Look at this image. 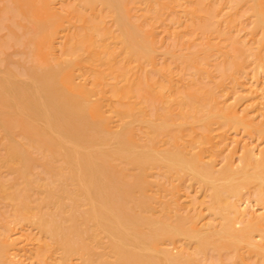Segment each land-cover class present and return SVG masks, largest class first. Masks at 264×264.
Returning a JSON list of instances; mask_svg holds the SVG:
<instances>
[{"label":"bare ground","instance_id":"6f19581e","mask_svg":"<svg viewBox=\"0 0 264 264\" xmlns=\"http://www.w3.org/2000/svg\"><path fill=\"white\" fill-rule=\"evenodd\" d=\"M216 1L4 0L0 3V54L2 58L5 56L0 58V264H22L23 258L16 260L17 255L23 252L26 255L35 241L37 248L33 247L32 251L39 264H211L215 260L226 264L228 256L236 259L227 262L237 264L241 260L245 262L247 253L256 254V263L264 264V243L258 236L264 235V213H261L263 217L260 214L254 217L255 213L251 212L256 208L251 205L252 211L247 212L248 205L241 200L244 189H249L257 197L254 199L262 202L257 201V206L264 205V148L259 154L261 150L255 148L256 144L246 142L247 146L241 148L246 155L243 157L241 150L242 159L239 158L238 164L234 157L231 160L226 157L229 161L222 165V159V166L218 167L217 157L204 158L215 152L216 144L220 147V143L226 142L222 141L226 139L225 134L233 129L234 133L243 129L245 134L253 136L258 130L257 135L264 139V122L261 123L264 119L257 123L256 115L248 109L249 104L247 109L237 108L249 92L245 95L233 90L234 100L219 99L220 94L229 98L227 93L232 85H228V90L224 83L228 84L229 78L240 82L239 70L247 68V64L255 60L253 64L264 67V0H226V3L221 0L230 5L225 11L229 14L223 12L227 9L219 5L220 0ZM243 10L248 14L241 12L243 17L239 19L245 15L250 19L253 15L250 19L253 25L249 20L251 30L249 25L245 27L250 35L238 39L227 26L233 28L237 24L232 23H244L238 19L242 15L238 12ZM224 13L226 17L219 19L217 15L223 14L219 15L223 18ZM171 17L178 19L174 20L176 24L191 22L193 28L184 23L192 31L184 25L182 29L186 31L182 32L184 23H179L180 28L178 25L173 28ZM157 24L165 25L166 29L170 26L169 31L180 34L174 36L176 41L181 37L183 40L178 41L181 43L189 37L194 40H190L193 44L197 39L196 45L192 47L188 40L182 46L177 43L178 50H173L176 48L173 42L174 47L167 45L168 50H164L166 29L163 26L160 29ZM196 29L202 33L201 37L207 38L205 41L194 38L198 35L193 32ZM256 30H262L261 44ZM212 33L219 35H216L218 38L224 35L229 45L222 42L223 38L215 43L219 39H212L209 36ZM228 33L230 40L225 36ZM253 33L258 38L255 44ZM246 35L250 39L247 36L246 40ZM248 39L253 47L251 43L247 45ZM157 43L163 49L158 50L162 58L158 56ZM14 47H18L16 53L9 51ZM213 51L226 59L221 56L224 61L220 72L215 69L217 65L208 67L212 55L217 54ZM14 54H19L20 60ZM248 55L253 56L252 62L247 59ZM11 57L17 60L16 67ZM170 58L179 60L186 70L195 69V75L208 72L209 77L204 74V81L208 77L215 84L211 87L207 80V84L202 81L200 86L201 75L187 73L190 69L177 70L178 62L166 63L172 61ZM214 69L221 73L219 77ZM181 70L185 79L186 74L188 79L194 75V83L186 79L189 87L177 72ZM213 70L216 79L210 75L214 74ZM179 80L186 82L181 86L187 89L178 87ZM213 85L220 88L219 92L224 89L223 92L218 94ZM262 90L252 92L255 97L252 100L258 104L254 110H262H259V104L264 103ZM208 145L213 150L209 149V153ZM240 145L237 146L240 148ZM228 146L229 150L233 147ZM237 146L236 153L240 151L236 150ZM184 176L191 183H198L202 190L206 189L209 202L204 209L205 213L212 214V219H206L208 213L204 216L201 208V212L198 209L197 213L192 214L193 211L185 216L182 208H176L178 203H184L179 190ZM175 194L180 198L178 202ZM174 201L177 204L173 208ZM24 224L37 229L36 235H39L28 229L30 234L19 236L17 233L24 231L18 229L16 233L14 229ZM254 231L260 233L255 232L261 240L257 241ZM180 239L194 244L193 250L186 246L179 248ZM241 242L247 248H243L247 250L245 253L241 251ZM172 245H177L179 250L174 251ZM227 248L232 252L226 258L222 252ZM210 253L217 257L210 259ZM75 257L78 263L73 262Z\"/></svg>","mask_w":264,"mask_h":264},{"label":"rangeland","instance_id":"374dc122","mask_svg":"<svg viewBox=\"0 0 264 264\" xmlns=\"http://www.w3.org/2000/svg\"><path fill=\"white\" fill-rule=\"evenodd\" d=\"M3 1H4V0H3ZM3 1L1 0L0 3L2 4ZM6 1H7V0H6ZM213 1H214V0H213ZM215 1H216V0H215ZM233 1H235V0H233ZM217 2H218V1H216V2H214V3H217ZM223 2L226 3V0H224ZM228 2H229V1H228ZM230 2H231V0H230ZM219 3H220V4H219L220 6L224 5L223 7L227 9V10H224L223 12L228 11V6L230 7V5L227 4V6H226L225 4L222 3L221 0H220ZM221 3H222V4H221ZM1 4H0V5H1ZM229 4H231V3H229ZM216 5H217V4H216ZM214 7H215V6H214ZM240 7H241V6H240ZM215 8H216V7H215ZM217 8H219V9L221 10L222 7H217ZM241 8H243V6H242ZM241 8H239V9H241ZM245 8H246V7H244V9H245ZM239 9H238V10H239ZM222 10H223V9H222ZM230 10H231V8H230ZM238 10H237V11H238ZM241 10H242V9H241ZM246 10H248V9H246ZM243 11H244V10H243ZM243 11H240V12H238V13H240V14H242V13H243V14H248V11H246L247 13H246L245 11H244V12H243ZM134 12H135V11H134ZM169 12H171V11H169ZM218 12H220V11H218ZM231 12H235V11H231ZM241 12H242V13H241ZM249 12H250V11H249ZM166 13H167V15L169 14L168 16H171V14H172V13H168L167 11H166ZM166 13H165V14H166ZM180 13H181V15H182V12H181V11H179V14H180ZM184 13H185V12H184ZM225 13H227V12H225ZM225 13H224L225 16H223V18H221L223 14H222V15L219 14V15H221V17H220L219 15H217L218 18H219V19H224V17H226V15L229 14V13H227V14H225ZM175 14H176V13H175ZM235 14H237V12H235ZM243 14H242V15L237 14V15H235V16H238V15H239V16H238V19H239V17H241V16L243 17ZM249 14H250V13H249ZM167 15H164V16H165V17H168ZM181 15H180V16H181ZM204 15H205V14H204ZM251 15H252V14H251ZM251 15H248L249 18H250ZM183 16H186V14H185V15L183 14ZM245 16L247 17V15H245ZM252 16H253V15H252ZM252 16H251V18H250L251 20H252V18H254V17H252ZM165 17H164V18H165ZM175 17H176V16H175ZM178 17H179V16H178V14H177V18H178ZM181 17H182V16H181ZM181 17H180V18H181ZM186 17H187V16H186ZM186 17H185V18H186ZM201 17H202V16H201ZM205 17H207V16H205ZM246 17H244V19H243V18H242V19H241V18L239 19L240 21H241V20L244 21V23L241 21V24L238 23V22H235V20L237 19V18L235 17V18H234L235 20H233V22H235V23H232V24H233V25H234V24H237L236 27L231 28L230 26H229V27L227 26L228 29H229V28L231 29V30H229V32L231 31L230 33H231L233 36H234V35H235V36H238V37H239L238 39H240V38H242V37H243V39H244V35H245V34L251 33V32H248V28H249V26H250L249 29L251 30V25H249V23L251 22V20L248 19V18H246ZM168 18H169V17H168ZM171 18H172V17H171ZM183 18H184V17H183ZM185 18H184L183 20H187V19H185ZM187 18H188V17H187ZM202 18H204V17H202ZM245 18H246V19H245ZM165 19H166V18H165ZM175 19H176V18H175ZM175 19H174V17L172 18V21H173V23L175 24L174 26L172 25L173 28L176 27V25L179 26V23H180V22L178 21L179 23L177 22L178 24H176V21H177L178 19H176V21L174 22ZM188 19H189V18H188ZM170 20H171V19H170ZM170 20H169V25H170ZM239 20H236V21H239ZM249 20H250V22H249ZM165 21H166V20H165ZM172 21H171V24H172ZM189 21H190V19H189ZM189 21H188V22H189ZM253 21H254V19H253ZM166 22H168V19H167ZM166 22H165V23H166ZM184 22L187 23V21H183V23H184ZM183 23H182V24H183ZM185 23H184L183 25L180 23V25H182V26H181V29H180L182 32H183L184 30L186 31V29H184V28L182 29V27H184ZM251 23H252V25H253V22H251ZM161 24H162V23H161ZM161 24H160V26L157 24V25L159 26V28H160L161 26H163V27H165V29H166V26L168 25V23L166 24V26H165V25H161ZM163 24H164V22H163ZM187 24H188V23H187ZM187 24H186V25H187ZM189 24H190V26L193 28V26L191 25V22H190ZM189 24H188V27H189ZM230 24H231V22H230ZM230 24H229V25H230ZM246 24H247V27H248L247 29H246V27H245ZM186 25H185V27H186L188 30H190V29H189L190 27L188 28ZM223 25H225V24H222L221 26H223ZM233 25H232V26H233ZM248 25H249V26H248ZM178 26H177V29L175 28L176 31H178ZM147 27H148V25H147ZM163 27L160 28V29L163 30V29H164ZM168 27H169V29H170V26H168ZM168 27H167V28H168ZM172 27H171V28H172ZM224 27H225V26H224ZM179 28H180V26H179ZM225 28H226V27H225ZM225 28H224V31L226 30ZM160 29H157V30H160ZM169 29H166V30H165V33H166V34H165V33L163 34L164 37L161 35V33H163V32H160V33H159V35H160L161 37L165 38V39H164L165 41H163V42H164V44H166V46L163 47V46L161 45V47L165 48L164 50H168V49L166 48L167 45H169L168 47H170L171 44L173 45V42H176V43H175V44H176V46H175L176 48H172V47H174V46H172V45H171V48H172L173 50H178L177 47H179V45H181V43H182V45H183V42L185 43V41L187 42L188 40H189L188 42L190 43V40H191V39H189V37H187L188 35L191 37V35L194 34L193 32H196L198 35H195V37L193 36V37L196 39V36H197V38H200V37H201L200 35L202 34V33L199 34L200 30H199V32H197V31H198L197 29H196V31H193V32H191V33L189 32L191 35H190V34H187L188 32H187L186 34L184 33V34L186 35V37H187L188 40L181 41V43H180V42H178V41L183 40V39H181V37H180V40L178 39V41H176V39H175L176 36H180V34H175L176 32L173 31V29H172V31L175 32V33L169 31ZM162 30H161V31H162ZM167 30H168V31H167ZM180 30H179V31H180ZM188 30H187V31H188ZM193 30H194V29H193ZM4 31H5V30H4ZM190 31H192V30H190ZM226 31H227V30H226ZM256 31H258V30H256ZM156 32H157V31H156ZM158 32H159V31H158ZM158 32H157V34H156L157 36H158ZM227 32H228V31H227ZM253 32L255 33V31H253ZM258 32H259V33H257V34H258V38H259V39L256 38V37H254V36H255L254 33L251 34V35H253V37L251 36L253 39H252V38H251V39L254 40V44H255V40H256V42H257V39H258V41L260 42V40L263 39V38L260 39V37H259V34H260V33H261L260 36H261V37L263 36V34H262V30H261V31H258ZM178 33H179V32H178ZM230 33H228V34H230ZM184 34H183V35L181 34V35H182V36H185ZM228 34L225 35V36H228V37H229ZM231 34H230V37H229V38L226 37V39L230 40V38H231ZM257 34H256V35H257ZM175 35H176V36H175ZM211 35H212V36H211ZM211 35H209V36H210L212 39H215L217 36H219V35H217V34L214 35V33H212ZM216 35H217V36H216ZM248 35H250V34H248ZM248 35H246V38H245L246 40H247V36H248ZM165 36H166V37H165ZM174 36H175V38H174ZM193 37H192V38H193ZM223 37H224V35H222V36L219 37V38H223ZM159 38H160V37H159ZM159 38H158V39H159ZM182 38H183V37H182ZM203 38H204V37H201L200 39H203ZM211 38H210V39H211ZM217 38H218V37H217ZM219 38H218V39H219ZM233 38H234V37H233ZM248 38L250 39V36H248ZM161 39H162V38H160V39L158 40V42L161 41V42H159V44L162 43V40H161ZM206 39H207V38H206ZM206 39L204 38L203 41H205ZM231 39H232V38H231ZM243 39H241V40H243ZM249 39H248V43H247V42H246V43H247V45H248V44L250 45V43H251L250 46H252V41H250ZM198 40H199V39H198ZM221 40H222V42L225 41L224 38L221 39ZM236 40H237V38H236ZM241 40H239V41H241ZM169 41H172V42L170 43ZM200 41H202V40H200ZM200 41H199V42H200ZM219 41H220V39H219L218 41H216V39H215V43H218ZM167 42H168L169 44H168ZM191 42H194V40H193V41L191 40ZM199 42H198V43H199ZM220 42H221V41H220ZM225 42L228 43V45H229V42H227V40H226ZM241 42H242V41H241ZM259 42H258V44H259ZM177 43H178V44L180 43V44L178 45ZM189 43H187V44L189 45ZM195 43H197V39H196V42H195ZM195 43H194V44H193V43H190V44H192V47H193L194 45H196ZM226 43H224V44H226ZM243 43H244V42H243ZM246 43H245V44H246ZM263 43H264V39H263V42H262V45L264 46ZM157 44H158V43H157ZM159 44H158V45H159ZM164 44H163V45H164ZM199 44H200V43H199ZM256 44H257V43H256ZM260 44H261V42H260ZM177 45H178V46H177ZM182 45H181V46H182ZM226 45H227V44H226ZM239 45H241V47H243V49L246 48V46H245V47L242 46V45H244V44H241L240 42H239ZM181 46H180V48H181ZM250 46H249V47H250ZM254 46H255V45H254ZM158 47H159V48H158ZM158 47H157V51H158V50L163 51V49L160 48V45H159ZM186 47H187V46H186ZM252 47H253V46H252ZM8 48H10V47H8ZM14 48H15V49H14ZM14 48H12V49L9 50V51H11V52L13 53V52H15V51L18 50V49H17L18 47H17V48L14 47ZM180 48H179V52H180ZM254 48H255V47H254ZM254 48H253V49H254ZM169 49H170V48H169ZM246 49H247V48H246ZM246 49H245V50H246ZM185 50H187V48H186V49L184 48V51H185ZM255 50H256V49H255ZM158 52H159V51H158ZM158 52H157V54H158ZM176 52H178V51H176ZM216 52H217V51H216ZM216 52H215V53H216ZM246 52H247V51H246ZM15 53H16V52H15ZM162 53H164V55H165V51L162 52ZM212 53L215 54L214 51H213ZM247 54H248V53H247ZM159 55H160V56H159ZM210 55H211V53H210ZM217 55H218V52H217L216 56H213V55H212L213 58L210 59V61H212V63L210 62V64H209L208 67H210V66H212V65H213V66L217 65V66H218V67H217L218 69H217V68H215V69H216V70H219V72H220V68H219V67H221V63H223L222 60L225 59V58L223 57L222 54H221V55L219 54L220 56L218 55V57H217ZM14 56H16V55L14 54ZM14 56H12V57L15 58V59H16V57H18L17 59L20 60V58H19V57H20L19 54H18L16 57H14ZM158 56H159V57H161V56L163 57V55L160 54V52H159ZM166 56L168 57L169 55H166ZM221 56L223 57V59H222ZM246 56H247V55H246ZM249 56H250V55H248V58H247V59H248L249 61L252 62V61L254 60V59L252 60V57H253V56H252V57L250 56V57H251V60L249 59ZM4 57H5V56H3V58H2V56H1V54H0V58H1V59H5ZM12 57H11L10 59H13ZM21 57H22V56H21ZM162 57H161V58H162ZM156 58H157V56H156ZM208 58H210V57H208ZM15 59H13L14 63H12V64H15V63L17 64V60H15ZM158 59H159V58H157V60H158ZM164 59H165V57L163 58V60H164ZM167 59H168V58H167ZM167 59H166V60H167ZM170 59L172 60V58H170ZM227 59H228V58H227ZM166 60H165V61H166ZM206 60H207L206 62L209 63V62H208L209 60H208V59H206ZM248 60H246V61L248 62ZM160 61H161V60H160ZM175 61H176V60H175ZM175 61L172 60V61H169V62H166V63L169 64V63L171 62V63H174V64H172V65H176V64H175ZM178 61H179V60H177L176 63H177ZM223 61H224V60H223ZM225 61H226V59H225ZM1 62H3V61H1ZM4 62H5V61H4ZM157 62H159V60H158ZM163 62H164V61H163ZM254 62H255V60H254ZM254 62H253V63H254ZM160 63L163 64L162 62H160ZM160 63H159V64H160ZM253 63H250L249 65L246 63V64H247V65H246L247 68H243V69H246V70H243V69H241L242 71L239 70V73H238V74H239V77H240V78H239V77H238V78H239V81H240V82L237 81L238 79L233 80V79H230V78H229V80H227V83H228V84L225 85L226 82L224 83V86H226L225 89L228 88V90H229L228 85H232V86L235 88V89H234V88H232V86H231V88H230L231 90L228 92V93H230V92H231V93H230V94L227 93V95H229V96H227V97H229V98H225V97H226V94H224L225 97H223V94H220V92H221V93L223 92V90H224L223 88H222L223 90H221V91L219 92L220 88H217V86L213 85V87L215 86V87L217 88V89H216V90H217L216 92H219L218 94L222 95V96H220V97H222V98L219 97V99H221V100L223 99V101H224V99H227L226 101H229V99H231V101H232V99H233V96H232V95H233V92L236 93V91H239V93H244L245 95H246V94H249V93L252 94L253 91L255 92V91H257L258 89H259V91H260V92L258 91V93H261V92L263 91L262 89H264V85H261V84H263V83H262V80L264 81V67H263V68H260L259 66L257 67V66H256L255 64H253ZM255 63H256V62H255ZM16 64L14 65V67H16ZM177 64H179V67H178V65H177V67H178L177 70H179V68H182L181 62H178ZM211 64H212V65H211ZM1 65H2V63H1ZM172 65H171V66H172ZM180 65H181V66H180ZM207 65H208V64H207ZM207 65H205V66L207 67ZM219 65H220V66H219ZM145 66H146V64H145ZM147 66H148V65H147ZM147 66H146V67H147ZM149 66H150V68H151V65H149ZM149 66H148V68H149ZM156 66L159 67V65H156ZM160 66H161V65H160ZM171 66H170V67H171ZM146 67H145V68H146ZM183 67H184V65H183ZM185 67H186V66H185ZM201 67H202V66H200V68H201ZM206 67H205V68H206ZM215 67H216V66H215ZM174 68H175V69H174V71H175V70H176V67H174ZM200 68H199V69H200ZM211 68H212V67H211ZM17 69H18V67H17ZM182 69H183V71H184V70L187 71V70L190 69L191 72H187V73H189V74H191V73L193 74V72L195 71V69H193L192 67H189L187 70H186L185 68H182ZM192 69H193V71H192ZM212 69H213V68H212ZM215 69H214V70H215ZM147 70H148V69H147ZM172 70H173V69H172ZM200 70L202 71V69H200ZM209 70H210V68H209ZM214 70H213V71H214ZM216 70H215V71H216ZM174 71H172V72H174ZM197 71H198V70H197ZM211 71H212V70H211ZM211 71H209V73H210ZM215 71L213 72L214 74L210 73V75H212V77H213V75H214V77H215V75L218 74V76H216V77H219V75H220L221 73L219 74V73L216 71L217 74H215V73H216ZM151 72H152V71H151ZM177 72L181 74L182 70H181L180 72H179V71H177ZM177 72H176V74H178ZM198 72H199V71H198ZM200 73H201V72H200ZM200 73H196V74H197V75L199 74V76H200V75L202 76V73H201V74H200ZM203 73H204L206 76H207V74H208V72H205V71H203ZM206 73H207V74H206ZM236 73H237V72H236ZM258 73H259V74H258ZM153 74H154V73H153ZM180 74H179V75H180ZM182 74H185V73L182 72ZM182 74H181V75H182ZM204 74H203V76H202V79L200 78L201 81L199 80V82H201V83H199L200 86L202 85V83L205 82V84H207V82L210 81V78L208 79L209 74H208V77H205V81H204V78H203V77L205 76ZM155 75H156V74H155ZM179 75H178V77H180ZM194 75H195V72H194ZM194 75H192V79L194 78ZM197 75H195V76H197ZM158 76H159V75H158ZM182 76H183V75H182ZM182 76H181V77H182ZM188 76H189V75L186 74V77H187L186 79L189 78ZM201 76H200V77H201ZM235 76L237 77L238 75H234L233 77H235ZM258 76H259V78H258ZM23 77H25V76H23ZM181 77H180V78H181ZM183 77H184V79H185V76H183ZM190 77H191V76H190ZM210 77H211V76H210ZM212 77H211V78H212ZM216 77H215V79H216ZM233 77L231 76V78H233ZM236 77H235V78H236ZM176 78H177V77H176ZM195 78L198 80L197 77H195ZM262 78H263V79H262ZM177 79H178V78H177ZM184 79H182V80H183V81H186V79H185V80H184ZM192 79L190 78V79H188V80H190L192 83H194V82L192 81ZM217 79H218V81H219V78H217ZM257 79H258L259 81H260V80H261V81L259 82ZM194 80H195V79H194ZM197 80H196V81H197ZM207 80H208V81H207ZM213 80H214V79H213ZM213 80L211 79V81H213ZM220 80H221V77H220ZM223 80H224V79H223ZM232 80H233V82H232ZM256 80H257V82H256ZM183 81H180V80H179L178 83H180V84H179L178 87H181V89H183V88L187 89V86H185V87H184V86H183V87L181 86L182 84L184 85V83L187 82V81H186V82H183ZM202 81H204V82H202ZM206 81H207V82H206ZM211 81H210V82H211ZM225 81H226V79H225ZM234 81H235V82H238V83L234 84V83H235ZM181 82H182V83H181ZM210 82H209V83H210ZM213 82H214V81H213ZM213 82H211V84H210L211 87H212V84H215V83H213ZM216 82H217V81H216ZM219 82H220V81H219ZM219 82H217V83H219ZM253 82H254V84H253ZM188 83H189V81L187 82V85H188ZM195 83H196V82H195ZM259 83H260V84H259ZM196 84H197V83H196ZM233 84H234V85H233ZM251 84H252V85H251ZM189 85H190V84H189ZM189 85H188V87H189ZM241 85H242V86H241ZM258 85H259V86H258ZM260 85H261V87H260ZM224 86H222V87H224ZM250 86H251L252 88H251ZM257 86H258L259 88H258ZM203 87H209V84H208L207 86L203 84ZM215 87H214V88H215ZM255 87H256V88H255ZM236 88H237L238 90H237ZM254 88H255V89L258 88V89L255 90ZM242 89H243V90H242ZM260 89H261L262 91H261ZM214 90H215V89H214ZM233 90H234V91H233ZM232 91H233V92H232ZM226 92H227V91L225 90V93H226ZM245 92H246V93H245ZM248 92H249V93H248ZM254 92H253V93H254ZM237 93H238V92H237ZM250 94H249V95H246L248 99L245 98L246 100H244V101H246L245 103H247V104H245L244 101H243L241 104H238L237 108L239 109V107H240L239 110L241 111V109H242V110L247 109V108H248L247 105L249 104V108H248V109H249V110L251 109V111H250L251 114L254 113V114L256 115V116H255V117H256V122H257V123H260V122L264 119V111H263V110H264V106H263L264 103H263V105L259 104V106H260L259 110L262 109L261 111L254 110V109H255L254 106H257V107H258V104H257V102H255V100H252V99H255V97L253 96L255 93L252 94V95H250ZM231 96H232V98H230ZM251 97H253V98H251ZM233 100H234V99H233ZM231 101H230V102H231ZM248 101H249V102H248ZM253 101H254V102H253ZM230 102H229V103H230ZM252 102H253L254 104H252ZM255 103H256V104H255ZM251 104H252V105H251ZM241 106H242V107H241ZM243 106H244V107H243ZM252 106H253V108H252ZM253 111H254V112H253ZM255 111H257V112H255ZM258 112L261 113V114H258ZM256 113H257V114H256ZM261 115H262V117H261ZM258 118H259V119H258ZM259 121H260V122H259ZM263 122H264V121H262L261 123H263ZM216 126H217V125H216ZM216 126L214 125V127H216ZM219 130H221V129H219ZM240 130H241V129H239V131H236L235 133H234V131H235L234 129H233V131H231V130L228 131V132H229L228 135H227V133L225 134V138H226L225 140H224V139L222 140L221 137H220V141L222 140V141H226V142L223 143V142L221 141L222 143H220V144H221L220 147L216 144V145H215V148H216V146L219 147V149H218V147L216 148L217 151L215 150L214 146L212 145L213 148H214L213 150L215 151L214 153H213V152H212V153L210 152V151H213V150H211L212 148L210 149V147H209L210 144H209V145H208V148H207V149L205 148V149H206V151H208V150L210 149V151H208V153L210 152V154H206L207 152L204 151L205 154H206V155H204V158L207 157V159L211 160L210 157H212V159H213V157H214V158L217 157V158H216V159H217V162H216L215 159H214V160H215V163L218 164L217 166L220 167V165L222 164V161H223V160H224V164H222V165H225L229 160H231V157H234L233 160H236V161H237V162L235 161V163H237V164H238V162L240 163L241 160H239V158L242 157V156H241V153H242V152L244 153V154H243V155H244L243 157H245V155H246V152L243 151V150L241 149V148H243V149L245 148V144H246V142H248V144L250 143L249 145H255V144H256L257 147L255 146V148H257L258 151H260L261 149L263 150V148H264V139H263V137H261L259 134L257 135V133H258L257 131H258V130L255 131V130L253 129V131H255L254 133H256V134H254V136L251 135L250 133L245 134L246 132H245V131H242L243 129H242L241 131H240ZM214 131H215V130H214ZM222 132H224V131H222ZM222 132H219V134L222 133ZM238 132H239V133H238ZM241 132H242V133H241ZM244 132H245V133H244ZM216 133H217V131H216ZM216 133H213V134H215V135H216L215 137H217V139H219V138H218L219 136H217L218 134H216ZM235 134H238V135L236 136ZM252 134H253V132H252ZM233 135H234V138H233ZM248 135H249V136H248ZM235 136H236V137H235ZM250 136H251V137H250ZM0 137H1V134H0ZM231 137H232V138H231ZM240 137H242V138H240ZM230 138H231L232 140H229ZM236 138H237V139H236ZM239 138H240L241 140H239ZM258 138H259V139H258ZM217 139H216V141H217ZM227 139H228V140H227ZM246 139H247V140H246ZM249 139H251V140H249ZM261 139H262V140H261ZM237 140H239V141H237ZM255 141H256V142H255ZM229 142H230V143H229ZM231 142H232L233 145L231 144ZM234 142L237 143V144L234 145V144H235ZM239 142H240V144H243V145L238 144ZM253 142H254V143H253ZM214 143H215V142H214ZM216 143H219V141L216 142ZM227 143H228L231 147L233 146L234 149H233V147L231 148L230 146H228ZM224 145H226V146H224ZM237 145H240V148H239V146H237ZM212 146H211V147H212ZM227 146H228L229 148H231V149L229 150V149L227 148ZM235 146H237V147L239 148V149H236L237 151L240 150L238 153H236V151H235ZM241 146H242V147H241ZM243 146H244V147H243ZM246 146H247V144H246ZM206 147H207V146H206ZM237 147H236V148H237ZM253 148H254V146H253ZM193 150H196V149H193ZM218 150H219V151H218ZM228 150H229V151H228ZM232 150H234L235 152H231ZM241 150H242V152H241ZM255 150H256V149H255ZM262 150L259 152V154H260L261 152L264 151V150H263V151H262ZM225 151H226V152H225ZM258 151H256V152L258 153ZM224 152H225V154H224ZM217 153H219V155H218ZM222 153H223V154H222ZM228 154H229V155H232V156L229 157ZM237 154H238V155H237ZM239 155H240V157H239ZM257 155H258V154H257ZM261 155H262V154H261ZM261 155H260V156H261ZM218 156H219V157H218ZM224 156H225V157H224ZM260 156H259V157H260ZM223 157H224L225 159H224ZM226 157H227L229 160H227ZM207 159H205V160H207ZM222 159H223V160H222ZM240 159H242V158H240ZM225 162H226V163H225ZM232 163H233V161H232ZM237 164H236V165H237ZM222 165H221V166H222ZM37 170H38V169H37ZM4 174H5V173H4ZM187 177H188V176H186V177L184 176L185 179H186ZM166 178H167V177H166ZM161 179H162L163 181H165V178H164V179L161 178ZM185 179H182V180H183V181L181 180L182 182L179 181V182H181V183H179V186H181V188H179V190H181V195H180V196H181V203L184 202V203H182L183 207H178L179 203L177 204L175 201H174L175 204L171 203V204H173V205H171V206L173 207L174 205L177 204V205H176L177 207H176V206H174V207L178 208V210H179V208H182V209H180V210H182L181 212L184 214V216H185L187 213L191 214L193 211H195V212H193L192 214H195V213H197L198 209H199L198 212H201V211H200V208H201V209H202V212L204 213V216H205V214L208 213V214L205 216L206 219H212V217H213L212 214L209 213V212L205 213L206 210L204 209V208H206V206H207L206 204H208V202H209V201H208L209 199H207V198H209V194H208L207 192H205L206 189H205V190H202V188H200V186H199L198 183H194L193 181H192L193 183H191V181L189 180V178H187L186 180H185ZM167 180H168V179H167ZM167 180H166V181H167ZM175 181H176V183H177V180H175ZM175 181H174V183H175ZM186 181H187V182H186ZM167 182H168V181H167ZM170 182H171V181H170ZM166 184H167V183H166ZM180 184H181V185H180ZM194 184H195V185H194ZM198 186H199V188H198ZM182 187H183V188H182ZM185 188H186V189H185ZM179 190H178V192H177L178 194H179V192H180ZM186 190L188 191V193H186ZM207 190H208V189H207ZM252 190H253V189H252ZM203 191H204V192H203ZM253 192H254V191H253ZM177 193H176V194H177ZM176 194H175V196H177ZM206 194H207V195H206ZM243 194H244L245 197L242 196L244 199L242 198L241 200H242V201L244 200V203H245L244 205H246V203H247V205H248L247 207L245 206V208L247 209L246 211H247V212L250 211V210L252 211V208L249 207V206L252 205V206H254L253 209H255V208L257 209V210H256V209L254 210V211H256V212H254V211L251 212L252 214L255 213V214H254V217H256V218H258V217H260V216L263 217V216H262L263 214H261V213H262V212L264 213V210H263V208H262V206H264V205H260L259 207L257 206V205H259V204H257L258 202H259L260 204H261L262 202H260V201H258V200H256V199H254V198H257V197H256L255 195H252V193H251V191H250L249 189H244ZM243 194H242V195H243ZM245 194H246V195H245ZM247 194H248V195H247ZM187 195H189V196L192 195V196H194V197H191V196H190V197L192 198V200H191V198H190L189 196H187ZM205 195H206L207 197H206ZM250 195H252V196H250ZM175 196H173V198H174ZM204 196H205V198H204ZM195 197H197V198H195ZM246 197H247V198H246ZM252 197H253V198H252ZM177 198H179V196L175 197L174 199H176V201H177ZM187 198H189V199H187ZM194 198H195L197 201H196ZM203 198H204V199H203ZM245 198L247 199L246 202H245ZM182 199H183V200H182ZM251 199H252V200H251ZM178 200H180V198H179ZM185 200H186V201H185ZM200 200H202V205H200V202H201ZM203 200H204V201H203ZM206 200H207V201H206ZM248 200H249V201H248ZM254 200H255V201H254ZM187 201H188L189 203H188ZM257 201H258V202H257ZM171 202H173V199L171 200ZM177 202H178V201H177ZM179 202H180V201H179ZM190 202H191V203H190ZM194 202H195V203H194ZM198 202H199V204H198V206H197V203H198ZM205 202H207V203H205ZM186 203H187V204H186ZM191 204H192V205H191ZM195 204H196V205H195ZM241 204H243V203L241 202ZM182 205L180 204L179 206H182ZM193 205L196 206V207L194 208ZM187 206H188V207H187ZM199 206H200V207H199ZM202 206H203V207H202ZM252 206H251V207H252ZM174 207H173V208H174ZM190 207H191V208H190ZM197 207H199V208H197ZM176 208H175V209H176ZM183 208H184V210H183ZM187 208H188V210H187ZM196 208H197V209H196ZM248 208H249V209H248ZM191 210H192V211H191ZM204 210H205V211H204ZM261 210H262V211H261ZM208 211H209V210H208ZM257 211H258V214H257ZM178 212H180V211H178ZM181 212H180V213H181ZM184 212H185V213H184ZM180 213H179V214H180ZM203 213H202V214H203ZM259 214H260V216H259ZM173 215H174V214H173ZM173 215L170 214V216H172V217H174V218L177 217V216H173ZM181 215H182V214H181ZM256 215H257V216H256ZM252 216H253V215H252ZM207 217H208V218H207ZM245 217H246V218H247V217L249 218V216H247V215H245ZM174 218H173V219H174ZM263 218H264V217H263ZM170 219H172V218H170ZM1 223H2V222H0V228L2 227V224H1ZM255 223H258V222H255ZM263 224H264V220H263ZM239 225H240V224H239ZM24 226H25V228H24ZM240 226H242V225H240ZM254 226L257 227L256 224H254ZM15 227H17V225L14 226V228H15ZM21 227H22V228H21ZM18 229H19V231H21V232H22V230H23V231H24L23 234L20 233L19 231H16V230H18ZM20 229H21V230H20ZM28 229H29L30 231H29ZM33 229H34L33 227H29V226H27L26 224H24L23 226H22V225H19V227H17V229H14V231H16V233L19 232V233H17L18 235L20 234L19 236H23V235H25V233H28V231H29L30 233H33L35 236H38L39 234L36 235V233H38V232L36 231L37 229H35V230H33ZM1 230H2V228L0 229V231H1ZM25 230H27V232H26ZM32 230H33V231H32ZM255 232L257 233V231H254V234H256ZM14 233H15V232H13V234H14ZM30 233H28V234H30ZM17 234H15V236H16ZM21 234H22V235H21ZM222 234H224L223 236H225V233H222ZM257 234H260V233L258 232ZM257 234L255 235V238H256V237H257V238L262 237V239L264 240V235H263V236L258 235V236H259V237H258ZM18 235H17V236H18ZM31 235H32V234H31ZM34 235H32V237H33ZM13 236H14V235H13ZM181 240H182V239L179 240V243H178L179 245H178V247H179V246H184V247L186 246V248H189V249L191 248V249H192V246H193L194 244L192 245V243H189V242L186 243L185 240H184V241H181ZM256 240H257V239H256ZM259 240H261V239L259 238L257 241H259ZM263 240L260 241V242H263V243H264ZM180 242L182 243V245L180 244ZM34 243H37V241H35ZM34 243L32 242L33 246H30V248L32 247L31 249H30L29 246H28L30 252H29V250H27V247H26V250H27V251H26V250H25V251L27 252V253H26L27 256L25 255V252L21 251V252H23L22 255H21V253H19V254L21 255V257H18V256H20V255H17L16 260H21V259L23 258V259H22V264L24 263V261H25L24 264H39V263H38V260L36 261V260H35L36 258L33 256V255H34V254H33L34 252L32 251V249H34L33 247H36V246H34V245H36V244H34ZM29 244L31 245V243H29ZM29 244H28V245H29ZM240 244H242V245H241V246H242V250H241V251H242V252L244 251V253H245V250H246L247 248L244 247L245 245H244L243 242H241ZM22 246H23V245H22ZM25 246H27V244H26ZM175 246H177V245H174V247H175ZM171 247L174 248L173 245H172ZM36 248H37V247H36ZM179 248H180V247H179ZM243 248H246V249L243 250ZM24 249H25V247H24ZM177 249H178V248L175 247L174 251H178V250H179V249H178V250H177ZM227 249H228V250H225V251L222 252V254H224V257H225V254H226V258H227V255H229V253L232 252V249H229V248H227ZM192 250H193V249H192ZM35 251H36V250H35ZM229 251H231V252H229ZM246 251H247V250H246ZM227 252H228V253H227ZM28 253L31 254L32 256H31V255H28ZM246 253H247V252H246ZM208 254H209V253H208ZM247 254H248L247 256H248L249 258H248V257H247V258L244 257V258H246L245 262H243L244 260L242 261V260L240 259L241 261H239L237 264H239V263H240V264H253L252 261H253L254 259H253L252 256H254V258H255V260H254L255 263H256V261L258 262V258H257L258 256H257L256 254H255V255H253V253H251V254L247 253ZM214 255H216V254H214ZM214 255H213V253H212V256H214ZM230 255H231V254H230ZM244 255H245V254H244ZM210 256H211V253H210ZM212 256H211V257H212ZM245 256H246V255H245ZM208 257H209V256H208ZM208 257H207V258H208ZM211 257H210V259L214 260L213 257H212V258H211ZM214 257H217V256H214ZM233 257H234V256H233ZM233 257L230 258V257L228 256V259H229L230 261L233 260V259H236L235 257H234V258H233ZM251 257H252V258H251ZM29 258H30V259H29ZM222 258H223V256H222ZM74 259H76V260L73 261V262L78 263V261H79L78 258L75 257ZM74 259H73V260H74ZM208 259H209V258H208ZM208 259H207V262H208ZM210 259H209V261H210ZM215 259H217V258H215ZM218 259H219V258H218ZM228 259H227V260L225 259L226 261H224V263H226V264L229 263L230 261L227 262ZM238 259H239V258H237V260H238ZM248 259H249V260H248ZM252 259H253V260H252ZM23 260H24V261H23ZM77 260H78V261H77ZM76 261H77V262H76ZM219 261H220V260H219ZM235 261H236V260H235ZM32 262H33V263H32ZM36 262H37V263H36ZM215 262H216V263H215ZM212 263H213V264H214V263H215V264H220V262H218V260H215V261H213ZM212 263H211V264H212ZM231 263H232V262H231ZM255 263H254V264H255ZM259 263H260V262H259ZM209 264H210V263H209ZM229 264H230V263H229ZM256 264H258V263H256Z\"/></svg>","mask_w":264,"mask_h":264}]
</instances>
